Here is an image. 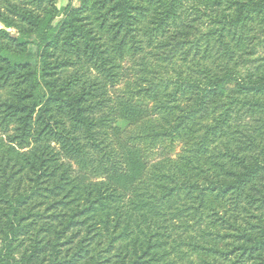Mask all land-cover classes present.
I'll return each instance as SVG.
<instances>
[{
  "label": "trees",
  "instance_id": "obj_1",
  "mask_svg": "<svg viewBox=\"0 0 264 264\" xmlns=\"http://www.w3.org/2000/svg\"><path fill=\"white\" fill-rule=\"evenodd\" d=\"M54 1L0 0V24L16 30V34L11 35L0 28V91H7L5 95L0 93V205L4 206H0V219L4 218L1 232L6 229L0 264H41L31 263L38 249L35 243L30 254L27 257L22 254L19 259L9 244L15 240L16 224L20 227V222H40L51 209L57 212L48 217L52 222H66L65 230L72 224L97 222L99 226L92 224L89 231L94 230L99 238L112 237L108 250L119 259L115 264H156L155 254L166 247L170 237L168 222H186L187 219L182 215L187 210L188 206L184 207L187 201L179 195L180 189L220 206L222 194L234 183L229 182L230 176L245 175V172L235 175L226 165L236 158L233 144L241 139L244 125L234 126L237 130H234L235 137L228 139L230 146L227 147L228 142L222 143L226 135L224 120L232 107L226 104L220 115L205 124L200 135L202 126L198 116L208 111L207 91L214 85L218 88L223 78H213L210 70L195 65L196 80L180 77L182 82L170 90L173 82L169 76L170 63L149 64L147 58L166 47L161 42L166 33L162 25L179 18L180 0H81V7L69 9L56 31L49 33L55 15ZM199 1L204 9L196 11L197 17L202 12L205 15L213 5L230 2ZM236 5L235 22L241 23L244 8L262 9L264 0H242ZM222 32L219 30V39ZM233 35L227 31L229 38ZM206 44L209 41L206 40ZM221 45L223 65L219 67L226 69L223 72L228 79L238 72L236 65L227 70L237 52L229 44L222 42ZM12 46L18 48L16 53ZM146 49L149 51L144 52ZM209 51L204 49L205 56ZM248 55L245 48L238 58L245 63ZM130 56L135 57L139 65L134 85L125 81L121 65ZM216 59L217 55L213 57ZM251 76L250 73L248 77ZM121 83L127 86L128 92L123 90L126 94L123 100H119L114 109H108L106 104L112 102L107 97L108 91ZM257 83L262 85L264 79L240 80L239 85L248 89ZM134 90L136 95L145 96L147 102L131 103L130 94ZM243 104L247 105L248 100ZM146 107L154 117L145 120L144 130H147L139 134L136 143L147 141L148 131L151 139L168 138L170 142L186 135L188 145H194L200 136L202 140L195 155L187 156L185 151L178 160L164 158L152 164L147 177L144 172L129 197L106 182L84 181V173L82 177L76 175L73 163L83 172L90 166L93 173L101 169L107 171V167L118 173L121 163L116 158L112 132L119 119L134 123ZM220 146L222 150L225 146L223 152ZM262 154L264 156V152ZM93 155L98 156L96 166H93ZM258 163L257 159L246 174L258 177L257 170L264 169V161ZM176 172L182 184L175 182ZM111 222H115L112 229ZM118 232L121 236L116 234ZM235 239L241 243L246 236L239 232ZM80 244L81 241L75 244L76 253L80 252ZM103 244L100 241L98 247L93 248L92 243L85 242L81 251L91 260L95 253L105 252ZM51 245L50 259L45 264H59V259H55L58 249L55 243ZM79 257L77 263L83 256Z\"/></svg>",
  "mask_w": 264,
  "mask_h": 264
},
{
  "label": "rangeland",
  "instance_id": "obj_2",
  "mask_svg": "<svg viewBox=\"0 0 264 264\" xmlns=\"http://www.w3.org/2000/svg\"><path fill=\"white\" fill-rule=\"evenodd\" d=\"M238 1L242 0H230L228 4L225 3L226 5H213L205 11V15L202 12L197 17L196 11L204 9L201 1L180 0L179 18L174 22H168V25H162L166 33L161 42L165 43L166 47L161 51H155V55L147 58L150 65L170 63L169 76L173 79L170 90L177 86V83L182 82L180 77H192L191 80H196L195 65L201 68L204 66L210 70L213 78H223L220 80L218 88L214 85L210 91H207L206 106L208 111H204L202 114L200 112L198 116L200 126H202L200 135L203 134L205 124H209L220 115L226 104H231L232 107L228 118L224 120L223 132H226V135L223 137L222 143L224 144L229 141L228 139L231 140L235 137L234 130H237L235 125L237 126L238 123L244 125V130L240 131L241 139L233 144L235 148L233 147L234 151L232 152L236 153V158L233 163L231 160L227 161L226 165H228V170H232L235 175L244 172L245 175L238 178L230 176L229 182L234 183L230 184L232 187L228 191L220 193L223 195L224 201V203H222L223 201L220 203V206L211 204L205 197L200 200V195H193L187 189H180L179 195L184 196L183 200L187 201L184 203V207L188 206L187 210L182 213L187 219L186 222H177L176 220L168 222L167 234H170V237L166 247L155 254L156 264H264V169L257 170L260 173L258 177L256 174L254 177L253 175L251 177V174H246L248 167L255 164L257 159L258 164L264 161L262 154L264 152V83L262 85L257 83L248 89L240 88L239 85L240 80L252 79V82H256L259 78L264 79V8L248 10L247 6L244 8L243 21L235 22ZM81 4V0H55L53 3L55 15L49 25V33L56 31L69 9L79 8ZM0 28L5 29L11 35L16 34L14 28H4L1 24ZM221 29L223 32L219 39V30ZM227 31L234 33L233 37L229 38ZM237 36H240L238 41H236ZM159 38L160 36H158ZM206 40L209 41V44H206ZM220 40L224 44H229L237 52L235 60L227 66V70H231L236 65L238 72L231 74L234 76L228 79H225L226 69L222 66L219 67V64L223 65L220 56L223 46ZM37 44L40 45L41 40ZM12 48L16 53L18 48L16 46H12ZM206 48L210 49L207 53L208 56H205L204 49ZM245 48L248 49L249 55L245 63H242V58H238V54ZM147 51L149 49L144 52ZM211 55L213 57L217 55V59L213 60ZM142 56L143 54L138 56L139 60ZM183 57L186 60H182ZM134 58L130 56V59L121 63L126 74V76L124 75L125 81L133 85L136 82V72L139 67L138 60H134ZM157 58L165 59V61L162 62ZM223 70L225 71L223 72ZM250 73L252 76L248 77ZM123 90H127V86L123 83L116 89H109L107 97L111 98L112 102L106 104L108 109H114L117 102L123 100L126 95ZM136 90L130 94L132 96L129 99L132 101L131 103L147 102L145 96L136 95ZM0 93L5 95L7 91L1 90ZM244 100H248L247 105L243 104ZM150 104L151 102L148 105ZM119 115H122L121 112ZM151 117L153 118L154 115H151L150 109L146 107L141 110L139 119L134 123L119 119L111 136L114 150L117 152V161L119 160L121 163L120 167H117L120 168L118 173H113L110 167H107L109 168L107 171L101 169L93 173L90 166L83 172L73 163L76 175L82 177L84 173L85 176L82 178L84 181L106 182L125 197H129L133 188L143 178L144 172L147 177L152 164L164 158L178 160L185 151L187 156L195 155L197 146L202 140L200 136L194 141V145H188L189 141L186 135L170 142L168 138L164 140L161 138L151 139V133L148 131L149 139L136 143V138L141 136L139 134L147 130H144L145 124L143 123ZM154 125L156 126L157 122ZM135 144H139V148H129ZM259 144L262 146L259 147ZM228 146H230L229 142ZM219 149L222 150V147L220 146ZM224 150L225 146L221 152ZM240 156H243L241 161L239 160ZM91 158L95 159L93 166H96L98 156L93 155ZM135 167L139 168L138 173H136L137 168ZM172 171H175L174 167H172ZM175 177L177 178L175 179L176 183H183L182 178L177 176V172ZM211 187L214 188L213 183ZM55 212L57 210L54 211V209L45 212L40 222H20V227L19 224L18 226L16 224L15 240L9 244V248L16 258L19 259L22 254L27 257L33 248L32 244L35 243L38 249L35 252L36 255L34 254L31 259V263L45 264L50 259L49 255L53 249L51 244L55 243V248L57 247L59 252L55 259H59V264H111L112 262L115 264L114 262L119 261L108 250L112 244H109L112 237L105 235L99 238L94 230L89 231L92 224L99 226L97 222H87L86 225L80 226L72 224L70 229L65 230L66 222H52V219L48 217ZM3 224L4 218H1L0 249L6 233V229L1 232ZM175 224H180V226L175 227ZM113 225L115 222H111V229ZM129 230L130 228L127 227V232ZM125 232L122 234L124 235ZM239 232L246 236V239L241 243L235 239ZM73 234H76L77 237H73ZM116 234L121 236L119 232ZM77 241H81L78 253H76L77 245H75ZM100 241L104 242L105 252L95 253L91 260L86 258L81 251L84 248V243H92V247L97 248ZM79 255L83 257L80 259V263H77ZM103 260H106L105 263Z\"/></svg>",
  "mask_w": 264,
  "mask_h": 264
}]
</instances>
